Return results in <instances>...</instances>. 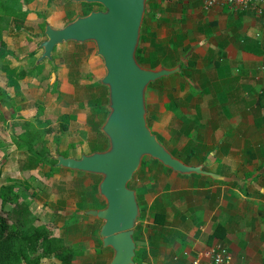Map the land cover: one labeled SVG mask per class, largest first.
Returning <instances> with one entry per match:
<instances>
[{
    "label": "crops",
    "instance_id": "0c3cea01",
    "mask_svg": "<svg viewBox=\"0 0 264 264\" xmlns=\"http://www.w3.org/2000/svg\"><path fill=\"white\" fill-rule=\"evenodd\" d=\"M149 1L154 3V6L161 5L160 17L180 15L179 10L186 11V15L190 17L185 21L187 31L185 33L188 37L186 44L191 46L192 61L195 63L196 73L201 76L196 88L206 102L203 111L210 115L193 126L198 130L194 133V138L190 139L191 133L185 135L188 136L185 144L204 148L202 153L197 152L196 155L191 156L188 153L186 164L200 166L208 175L176 172L151 158L143 164L141 162L134 189L139 205V216L133 229V239L135 238L136 244L135 254L136 250L143 251L144 258L139 257L134 260V264H190L197 252L216 243L229 249L233 264H262L264 252L262 15L252 9L234 11L227 6H214L206 10L203 8L202 0ZM165 2L172 5V12L169 11V4L164 5ZM29 14L27 13L24 20L26 24L32 20ZM8 31L2 32L3 41L9 51L2 66L19 71L35 67L44 61L39 60L43 51L37 56L33 53L34 49H29L26 53L15 56L14 66H8L6 59L11 56L10 38L6 34ZM47 65L44 64V69L39 74L26 75L18 81L27 79L32 81L33 76L42 75L43 71L48 70ZM0 76L4 77L1 74ZM3 83L4 80L1 81V84ZM9 90L17 91L11 86L6 87L5 92ZM159 130L158 125L152 129L159 136L167 138ZM181 160L184 162V159ZM57 167L60 171L55 172L51 178L59 176L61 169L66 172L73 171ZM76 173L75 176H78ZM93 196L95 197L92 203H98L103 199L99 192L97 195L91 193L90 198ZM82 200L83 197L80 198V201ZM91 206L97 208L96 205L89 204L84 205L83 210L94 208ZM102 223L103 221L101 225ZM94 224L95 221L92 225ZM86 236L87 234L81 231L77 238L81 240ZM91 240L87 243L86 250H80L83 255L76 257L77 264H109L113 256L111 248L102 246L101 250H96ZM107 252L111 255L108 262ZM73 263L74 260H71L70 264ZM53 264L65 263L54 259Z\"/></svg>",
    "mask_w": 264,
    "mask_h": 264
},
{
    "label": "rangeland",
    "instance_id": "374dc122",
    "mask_svg": "<svg viewBox=\"0 0 264 264\" xmlns=\"http://www.w3.org/2000/svg\"><path fill=\"white\" fill-rule=\"evenodd\" d=\"M18 1V3L12 0L9 3L5 2L7 3L5 8H20L23 0ZM82 4L74 0H35L29 5H23L25 12L21 21L16 20L14 16L4 18L0 9V24H8L6 30H9L6 33L10 38L11 51V56L6 59L8 66H14L15 56H20L29 49H34L33 53L37 56L42 53L40 45L43 40H46L43 33L46 26L60 28L83 17ZM89 4H91V11L105 9L99 3ZM165 4H169V11L172 12V5L169 2ZM179 12L180 15L173 14L167 17H160L159 13L154 20L145 19L144 12L137 48L141 35L152 33L160 50L154 54L155 68L151 67V62L139 63L137 58L136 60L141 67L151 70L180 67V70L157 80L158 82L149 83L144 92V103L147 125L152 134L156 136L157 132H153L152 129L158 125L159 131L167 137L163 138L162 135L157 134L158 142L175 157L187 160L186 155L189 152L191 156L196 155L197 152L202 153L204 148L185 144L188 140V136L185 135L191 133L190 139L194 138V133L198 130H195L193 126L210 114L208 112L205 114L203 111L206 102L196 88L201 78L196 73V69L185 68L183 71L181 63L169 66L175 58H179L184 64L187 60H193L191 46L186 44L188 37L185 33L187 32L185 21L190 17L186 15V11L179 10ZM27 13H30L29 16L32 19L28 24L24 23ZM20 44L22 45L18 47ZM144 45L153 52L148 41L144 42ZM146 56H148L147 51ZM51 58V60L44 59L41 64H38L41 70L44 69V64L49 66L42 75L33 76L32 81L30 79L18 81L17 91H6V94L10 93L8 94L9 106L3 104V114L0 113V196L4 195L8 200L17 203L21 202L23 208L26 206L33 217L29 215L34 226H43L55 236L57 241H55L54 249L66 246L75 251L86 250L87 243L92 239L95 249L98 250L102 248L98 231L102 220L85 215L88 210L78 212L77 203L81 202L82 208L89 204L96 205L97 208L105 206L104 199L98 203H92L95 196L90 198L91 193L98 194L96 187L102 176L81 172H75L78 175L75 176L73 171L66 172L63 171L64 169H61L60 177L48 178L46 175L60 171L56 163L54 167L50 163L51 158L54 159L60 151L67 150L69 155L78 159L82 155L101 151L99 147H104L102 150L108 148V140L101 141L94 128V124L103 123L109 113V91L107 86L101 83L106 69L92 40L84 43L67 41L56 45ZM181 71L188 73L187 78L181 76ZM0 74L5 76L1 68ZM102 107L108 110L107 114L101 110ZM63 114H74L76 120L70 121L67 131L61 133L58 126L60 115ZM26 123H31L41 134V139L49 151L48 158L41 169L32 166L34 156L25 151L24 147L19 148L16 145V140H20L19 135ZM72 143L78 146L70 147ZM144 158L150 159L148 156ZM138 174L139 170L134 173L128 184V187L133 190L137 185ZM81 197H83L82 201H80ZM2 204L3 200L0 197V212H6L7 208L1 210ZM23 216L24 213L20 215V218ZM94 221L95 224L92 225ZM81 231L87 236L80 240L77 237ZM39 241L34 252L30 251V258L41 256L39 248L42 240ZM81 251L80 254L83 255ZM106 254L108 262L111 255L108 252ZM76 257L71 258L72 261L74 260L73 264L78 263ZM54 259H57L54 255L41 256L39 263L53 264Z\"/></svg>",
    "mask_w": 264,
    "mask_h": 264
},
{
    "label": "water",
    "instance_id": "95a60500",
    "mask_svg": "<svg viewBox=\"0 0 264 264\" xmlns=\"http://www.w3.org/2000/svg\"><path fill=\"white\" fill-rule=\"evenodd\" d=\"M76 3H99L103 11H90L87 16L60 28L46 26V40L40 45V61L51 60L52 51L67 41L84 43L92 40L103 59L105 75L101 83L109 91V113L100 127L109 146L79 159L57 154L56 165L75 172L101 175L98 192L105 201L103 208H91L85 215L103 221L99 235L103 247H110L109 264H134L136 244L133 229L139 216L135 191L128 187L145 156L165 168L180 173L208 175L200 166H190L160 144L146 121L144 92L149 83L178 70L143 68L136 60L146 0H74Z\"/></svg>",
    "mask_w": 264,
    "mask_h": 264
},
{
    "label": "trees",
    "instance_id": "16d2710c",
    "mask_svg": "<svg viewBox=\"0 0 264 264\" xmlns=\"http://www.w3.org/2000/svg\"><path fill=\"white\" fill-rule=\"evenodd\" d=\"M9 1L11 0H0V9L2 10V16L4 18L6 17L7 19L9 18V16H14L16 20L21 21L23 18V13L25 12V10H23V5H27L31 3L33 0H23V4H21L20 8H13V7L5 8L6 7L5 5L9 3ZM12 2L18 3L19 1L12 0ZM82 5L84 7L83 8L84 16H87V14L92 10L91 4L83 3ZM145 9L146 10H145L144 18L150 20L151 19L154 20L155 16L162 12V7L160 4H156V6H154V3H152L149 0H147L146 2ZM7 26L8 24L5 23L2 25L0 24V65H1V71L5 74L3 78H1L0 76V113L1 114H3L2 105L5 104L6 106H9L8 97L5 92L6 87L12 86L14 87V89L17 90L18 80L24 78L26 75H33L34 73L39 74L41 70V67L39 65L27 70H19V71H17L15 68H9L5 65L2 66L3 60L9 55V51L7 50V46L3 41V34H2V32L7 29ZM144 34H142L140 37V44L139 47L136 49L135 56L139 63L151 62V67L155 68L156 64L154 62L155 60L154 54L159 52L160 48L155 43L154 35H152V33H150L149 35L147 34L144 35ZM147 41L152 46L153 52L149 51L147 46L144 45V42ZM146 51L148 52V56L145 57ZM176 63H181V68L183 69V71L185 68L188 69L195 68L194 61L187 60V62L184 64L181 62L179 58L172 59V62L169 63V66H174ZM183 71H181L180 73L181 76L182 77L185 76L187 78L188 73L186 74V72ZM2 80H4L3 84H1ZM101 110L105 114L108 113V110L104 107H102ZM72 120L73 121L76 120V116H74V114L60 115L58 130L61 133L66 132L68 129V124ZM101 123L102 122H96L94 124V128L100 140L107 142L108 140L107 137L100 131ZM19 139L20 140H16L17 143L16 145L19 146V148L24 147L25 151H28V153H30L31 156H34L33 159L34 163H32V166L36 169L38 168L41 169L44 165V162L47 160L49 154L45 142L41 139V134L34 129L31 123H26V126L22 127V133L19 135ZM77 146L78 145L73 143L70 144V147L73 148H76ZM103 148L104 147L102 148L99 147L98 149L102 150ZM60 154L65 157L69 155L67 150L60 151ZM189 155H191L190 152ZM146 159L144 158L142 160V164L146 162ZM184 162L187 163L188 160H184ZM50 163L54 167L56 160L51 158ZM53 174L54 173L51 172V174H47L46 177L50 178L51 176H53ZM0 197L3 200L1 210H5L7 208L6 212H0V264H22V263L40 264L39 260L41 256H49V255H54L62 263L67 264L71 262V258L80 255V251H75L72 248L66 246H61L59 249H54V246H56L55 241H57L55 236L43 226H34V223L29 219V215L30 217H32L30 210L26 206H24L23 208L21 202L17 203L15 201L8 200L4 195H1ZM81 206H82L81 203L77 204L78 212L83 211V208ZM23 213L24 216L20 218V215ZM39 240H42L39 248L40 249L39 253L41 254V256L39 258H34V259L30 258L29 253L30 251L34 252L36 244L40 242ZM100 243L102 244L101 241ZM139 257L143 259L144 252L140 250H136L134 260H137Z\"/></svg>",
    "mask_w": 264,
    "mask_h": 264
},
{
    "label": "built area",
    "instance_id": "2783aa9c",
    "mask_svg": "<svg viewBox=\"0 0 264 264\" xmlns=\"http://www.w3.org/2000/svg\"><path fill=\"white\" fill-rule=\"evenodd\" d=\"M203 8L208 10L214 6H227L231 10L243 11L252 9L262 15L264 21V0H202ZM261 263L264 264V252ZM190 264H233L229 249L221 244H212L195 254Z\"/></svg>",
    "mask_w": 264,
    "mask_h": 264
}]
</instances>
